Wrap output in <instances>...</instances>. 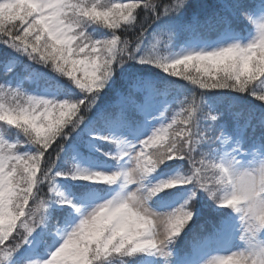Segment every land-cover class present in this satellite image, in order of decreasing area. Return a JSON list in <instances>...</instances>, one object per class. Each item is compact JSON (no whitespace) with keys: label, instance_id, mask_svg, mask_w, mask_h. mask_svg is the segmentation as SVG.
<instances>
[{"label":"snow or ice","instance_id":"1","mask_svg":"<svg viewBox=\"0 0 264 264\" xmlns=\"http://www.w3.org/2000/svg\"><path fill=\"white\" fill-rule=\"evenodd\" d=\"M0 44L12 53L0 128L23 136L0 134V264H127L145 253L154 264H264V103H233L264 102V0H0ZM169 77L195 86L199 101L179 99L183 85ZM25 79L52 94L25 91ZM169 90L181 106L170 123ZM210 96L228 97L230 127ZM96 142L108 145L103 170L74 162L102 151ZM60 176L89 185L70 201ZM171 188L180 202L154 210ZM198 199L218 216L208 231ZM224 208L246 249L200 258L232 227ZM189 229L191 255L177 260Z\"/></svg>","mask_w":264,"mask_h":264},{"label":"trees","instance_id":"2","mask_svg":"<svg viewBox=\"0 0 264 264\" xmlns=\"http://www.w3.org/2000/svg\"><path fill=\"white\" fill-rule=\"evenodd\" d=\"M102 2H106V0H102ZM208 3H213L214 0H207ZM89 32L92 33V35L94 37H99L100 35L103 34L104 29L103 28H96L95 30H93V28H90L88 30ZM244 31L247 32L248 29L247 27L244 28ZM122 37L127 38L129 40H135V33L132 32H128L125 33L123 30L120 31L119 33ZM174 50H178V49H174ZM12 53L11 50H5V46L0 44V72L3 71L4 68V64L5 62L11 58ZM25 63H27V61H25ZM139 67V66H138ZM190 72H192L193 74H195V69H189ZM161 75H165V74H161ZM170 80H174L175 83L179 84V85H183L182 88V92L183 95H181L179 97V99H183V96L186 95L188 100L191 101L193 98V95H195L197 101H199L200 97H199V90L195 88V86L191 85L189 82L184 81L182 78H172L169 77ZM0 80H2V77H0ZM28 84L30 85V81L25 79V83L23 85L24 88L28 89L27 91H36V90H41L42 88H37L34 87V85H32L31 87L28 86ZM31 89V90H30ZM170 94L168 95L167 99L169 101V111L167 112V118L169 123L172 120L173 116H176V118L179 120L181 117L178 115V113L180 112V103L178 102L177 98V93L175 91L169 90ZM205 99H207V97H205ZM208 101L209 103L213 104V105H219L221 106L220 112H224V121H228L229 122V127H230V117L227 114L228 113V108H227V103H228V97L225 96L224 98L217 100L216 97L214 96H210L208 97ZM233 103H240V104H248V103H264V102H259V101H254V98L252 97H247L244 100H240V101H236ZM185 107H187V105H185ZM220 112H216L214 114L216 115H220ZM2 123V122H0ZM175 127V126H174ZM0 134H9L12 135L14 140L13 142H15L17 139L18 140H23V136L19 133H17V131L14 128H11L9 126H4L3 128H0ZM218 134V133H217ZM73 136L75 137L76 134L74 133ZM11 142V140H10ZM27 147V146H26ZM96 147L100 148L102 151L98 152L95 149L92 148V151L90 150H86L85 154L86 156L92 158L93 160H96L98 162H100V160L98 158L101 159H105L102 155L103 151H107L108 150V145L106 144H102L100 142H96ZM202 151H206V149H203ZM76 160V157L74 158V162ZM170 165H173V162H169ZM179 164H175L174 166H171L169 168H162L161 170L158 171V174L155 175H163L165 177H167L170 173L171 170L174 168H179ZM66 167V165L63 163V160L58 162L57 168L58 169H62ZM186 170V169H185ZM56 180H62L66 183H68L70 186V189L72 191V193L76 196H78V190L83 186V185H89L88 181H84V180H74L71 179L70 177H64V176H60L57 177ZM95 187H100V185H97ZM47 192V186L45 185L42 189V193H46ZM180 192L177 191V189L175 188H171V189H165L164 191H162L161 193H159V198L161 201L163 202H170L172 201L174 198H176L177 196H179ZM46 198V197H45ZM198 208L201 210V215L197 221V223L200 222H204L205 223V231H208L211 229V224L207 223L208 220H212L215 221L216 219H218V216H216L214 213L210 212L208 207H206V203L205 200L203 199H198V204H197ZM223 212L225 213H230L231 214V221L233 223L234 220V216L235 213L232 212L231 209L228 208H224L222 209ZM237 216V215H236ZM191 229H189L185 234L182 235L181 239L177 242L176 244V252H177V256L179 255L180 258H188L191 255V248L189 246V241L191 238ZM230 233V230H228L227 232H225L224 234H222L219 239L217 241H221L224 236H229L228 234ZM150 254L145 253V254H140L137 257L131 258L128 260L127 264H138L141 260L147 258Z\"/></svg>","mask_w":264,"mask_h":264},{"label":"rangeland","instance_id":"3","mask_svg":"<svg viewBox=\"0 0 264 264\" xmlns=\"http://www.w3.org/2000/svg\"><path fill=\"white\" fill-rule=\"evenodd\" d=\"M28 86H32V84H28ZM35 87V86H34ZM25 91H27L28 89L24 88ZM31 90V89H30ZM31 94H35V95H44L45 98H49L50 95L52 94L51 91L48 93H45L43 91V89H39L36 91H27ZM168 100V99H167ZM169 101L167 104V110H165L164 108H161V111H164V116L166 121H170L167 118V112L169 111ZM157 115H159V113H157ZM160 124L157 123L156 127H159ZM9 141L11 140V142H13L14 138L12 135L9 134H5L4 135ZM90 151H92V148L88 149ZM100 160V162L93 160L92 158L83 155V156H78L76 157L75 163L79 164L80 167L82 168H87L90 171H97V170H103L102 168V162L104 161L101 158H98ZM248 159L251 160L252 156L248 155ZM178 169V168H177ZM176 168L171 170V173L165 177L163 175H155V179H166L170 176H173L177 170ZM209 176H211V173H209ZM78 180V179H77ZM74 181V180H73ZM56 184H57V188L60 192L63 193V195L65 197H67L70 201H74L75 199H77V196L74 195L70 189V185L62 180H56ZM100 187H104L103 185H100ZM183 194H180L179 196H177L176 198H174L172 201L170 202H163L160 200L159 198V194L157 197H154L152 201H150V205L153 207L154 210L156 211H161L163 210L162 205H168V206H174L176 203H179L181 198H182ZM233 223H232V227L230 229V233L228 234L229 236H224V238L221 240V242H215L212 246L202 249L200 252V258L203 259H211V256L213 255H225V254H229L230 252H235L238 250H244L246 249V245L240 240L239 236H240V232H241V223L239 221L238 216L233 217ZM259 241L261 244H264V232H262L260 234V236L258 237ZM175 258L177 260H180L181 258L179 257V255L177 256V252L175 250ZM189 258V257H188ZM187 259V258H184ZM156 260V257L153 254H150L147 258L141 260L138 264H154Z\"/></svg>","mask_w":264,"mask_h":264}]
</instances>
